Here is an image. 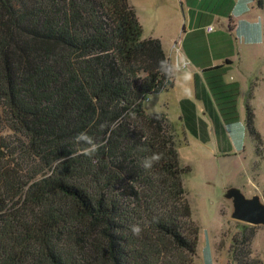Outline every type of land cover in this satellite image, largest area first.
<instances>
[{"label":"trees","instance_id":"1","mask_svg":"<svg viewBox=\"0 0 264 264\" xmlns=\"http://www.w3.org/2000/svg\"><path fill=\"white\" fill-rule=\"evenodd\" d=\"M141 37L128 0H0V264H194L189 168L166 114L143 109L172 68ZM89 138L103 146L85 155Z\"/></svg>","mask_w":264,"mask_h":264},{"label":"rangeland","instance_id":"2","mask_svg":"<svg viewBox=\"0 0 264 264\" xmlns=\"http://www.w3.org/2000/svg\"><path fill=\"white\" fill-rule=\"evenodd\" d=\"M131 3L142 39L160 40L172 65L173 89L148 96L143 109L166 114L180 165L189 168L183 186L199 227L194 264H238L234 257L264 264V224L243 229L232 219L229 196L234 190L264 205V6L258 9L255 0ZM250 91L258 146L244 125ZM235 237L247 243L231 254Z\"/></svg>","mask_w":264,"mask_h":264},{"label":"water","instance_id":"3","mask_svg":"<svg viewBox=\"0 0 264 264\" xmlns=\"http://www.w3.org/2000/svg\"><path fill=\"white\" fill-rule=\"evenodd\" d=\"M229 196L233 199L232 219L249 226L264 224V205L258 197L246 199L241 193L231 190Z\"/></svg>","mask_w":264,"mask_h":264},{"label":"clouds","instance_id":"4","mask_svg":"<svg viewBox=\"0 0 264 264\" xmlns=\"http://www.w3.org/2000/svg\"><path fill=\"white\" fill-rule=\"evenodd\" d=\"M85 135V133H78L75 137L74 140L80 144V138L81 136ZM90 143L88 145H80L81 148H86V147H90L91 148V152H87L85 151L84 154L85 155H92L94 154L96 151H98L99 147H102V144H96L95 142H91V138H89ZM162 159V154L160 153H153L151 156L146 157L143 161H142V166L145 169L151 168L152 165L154 163H158L160 160ZM132 232L134 235H139L141 232V228L138 225H134L132 227Z\"/></svg>","mask_w":264,"mask_h":264},{"label":"crops","instance_id":"5","mask_svg":"<svg viewBox=\"0 0 264 264\" xmlns=\"http://www.w3.org/2000/svg\"><path fill=\"white\" fill-rule=\"evenodd\" d=\"M128 3H129V5L132 7V3H131V0H128ZM133 8V7H132ZM134 9V8H133ZM135 10V9H134ZM135 13H136V11H135ZM136 16H137V14H136ZM138 18V21H139V23H140V25H141V28H142V30H143V27H142V23H141V21H140V19H139V17H137ZM229 21H231V18H230V20ZM231 23H232V21H231ZM143 32V31H142ZM141 39H142V37H141ZM148 39H153V38H148ZM142 40H147V39H142ZM155 40H158V39H155ZM160 43H161V41L160 40H158ZM161 45H162V49H163V52H164V54H165V49L163 48V44L161 43ZM165 56H166V58L169 60V58L167 57V55L165 54ZM169 63H170V60H169ZM227 63V62H226ZM170 65H171V63H170ZM171 68H172V65H171ZM219 67H214L213 69H218ZM209 70H211V69H209ZM205 71H207V70H203L202 72H205ZM157 114V113H156Z\"/></svg>","mask_w":264,"mask_h":264},{"label":"built area","instance_id":"6","mask_svg":"<svg viewBox=\"0 0 264 264\" xmlns=\"http://www.w3.org/2000/svg\"><path fill=\"white\" fill-rule=\"evenodd\" d=\"M212 31V28L211 27H209V28H207V32L209 33V32H211ZM185 66V63H183V67Z\"/></svg>","mask_w":264,"mask_h":264}]
</instances>
